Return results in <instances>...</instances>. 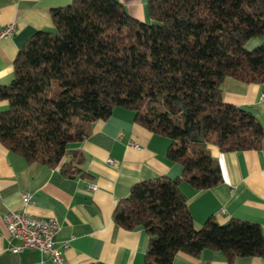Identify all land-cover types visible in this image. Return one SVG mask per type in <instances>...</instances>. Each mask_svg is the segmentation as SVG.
<instances>
[{"label": "trees", "instance_id": "16d2710c", "mask_svg": "<svg viewBox=\"0 0 264 264\" xmlns=\"http://www.w3.org/2000/svg\"><path fill=\"white\" fill-rule=\"evenodd\" d=\"M150 22L131 17L116 0H71L50 10L52 31H37L19 48L13 79L0 85V143L29 163L58 168L67 178L85 172L63 161L114 108L165 137L166 158L181 168L133 184L113 221L148 236L143 264H173L177 253L220 252L264 258L257 223L208 219L196 230L182 191L222 182L221 153L259 150L264 120L227 104L222 84L264 82V0H147Z\"/></svg>", "mask_w": 264, "mask_h": 264}, {"label": "crops", "instance_id": "0c3cea01", "mask_svg": "<svg viewBox=\"0 0 264 264\" xmlns=\"http://www.w3.org/2000/svg\"><path fill=\"white\" fill-rule=\"evenodd\" d=\"M70 1L0 0V29L15 24L13 35L0 38V85L13 79V61L26 40L37 31L53 30L50 10ZM116 1L131 17L150 22L147 0ZM263 41L251 39L246 48ZM263 94L264 82L247 84L227 77L222 84L225 103L250 111L260 121L264 120ZM6 107L5 101L0 102V110ZM168 144L165 137L135 123L133 112L123 108H114L107 119L95 121L81 142L67 145L63 161L84 171L83 177L67 178L58 168L29 163L0 143V264H55L35 250L19 254L6 250L2 216L8 210L56 219L54 241L68 244L61 264H143L146 232L141 227L118 226L112 213L133 184L180 175V166L165 156ZM208 149L218 162L222 182L203 191L186 184L181 187L194 228L200 229L208 219L219 225L238 219L257 223L264 234V139L259 150L221 153L213 146ZM89 184L93 190H88ZM173 264H264V258L237 257L229 263L220 252L204 250L198 257L177 253Z\"/></svg>", "mask_w": 264, "mask_h": 264}, {"label": "built area", "instance_id": "2783aa9c", "mask_svg": "<svg viewBox=\"0 0 264 264\" xmlns=\"http://www.w3.org/2000/svg\"><path fill=\"white\" fill-rule=\"evenodd\" d=\"M15 24L10 23L0 29V38L13 35ZM264 98V94L262 95ZM131 145L135 146L133 143ZM108 162L115 165L112 159ZM94 185L89 184L88 190H93ZM28 201V195H23ZM3 224L7 232L6 250L12 254H19L27 250H35L46 255L55 264H61L63 251L67 248V242L60 245L54 241L58 231V223L55 218H42L30 216L13 210L6 211L2 216Z\"/></svg>", "mask_w": 264, "mask_h": 264}]
</instances>
